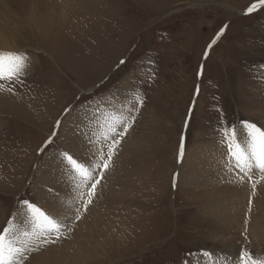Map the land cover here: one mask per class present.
<instances>
[{
  "label": "rangeland",
  "instance_id": "obj_1",
  "mask_svg": "<svg viewBox=\"0 0 264 264\" xmlns=\"http://www.w3.org/2000/svg\"><path fill=\"white\" fill-rule=\"evenodd\" d=\"M255 3L76 0L65 21L49 29H11L9 51H26L31 67L15 94L0 93V226L18 199L39 202L37 173L42 163L67 150L62 130L70 116L96 100L120 95L124 82L144 96L96 198L87 211L81 209V220L95 226L92 234L73 225L66 239L34 253L26 264H205L203 251L235 258L241 247L264 258V210L256 209L254 198L246 241L247 196L221 222L203 210L215 188L182 182L192 150L218 146L221 117L229 124L247 120L264 128V7L245 14ZM122 59L126 63L120 65ZM152 71L156 79L149 81ZM189 107L193 111L185 128ZM54 129V142L38 154ZM181 134L186 154L178 164Z\"/></svg>",
  "mask_w": 264,
  "mask_h": 264
},
{
  "label": "snow or ice",
  "instance_id": "obj_2",
  "mask_svg": "<svg viewBox=\"0 0 264 264\" xmlns=\"http://www.w3.org/2000/svg\"><path fill=\"white\" fill-rule=\"evenodd\" d=\"M264 7V0H258L249 6L245 14ZM227 27V25H225ZM224 28L208 45H212L223 35ZM205 59L208 51H205ZM120 61V65L125 64ZM154 65V61H149ZM31 57L22 50L0 49V93L15 94V86H23L29 74ZM203 65L196 73L197 79L202 76ZM149 81L156 79L155 71L147 75ZM199 94V87L196 95ZM144 106V96L139 88L128 92L121 101L113 94L105 99L96 100L86 108L89 120L87 127L90 134L85 132L90 147V157L87 162L75 157L70 151L57 153L58 164L63 176L71 183L76 195L73 200H62L60 209L51 211L40 202L29 199H18L16 210L0 226V264H26L29 258L50 245L66 239L75 225L82 219L81 209L88 210L97 196V188L105 173L113 166V158L117 154L122 141L134 127L140 110ZM218 111H222L217 109ZM70 111L65 109V112ZM192 107L188 109L185 128L189 124ZM60 121L56 122V129ZM54 129L49 138L38 150L43 153L48 145L54 142L57 130ZM217 145L220 150V164L223 175L221 182H227L236 187L248 185L250 192L247 198V212L244 220L242 235L247 241L248 215L252 211L253 198L258 194V187L264 186V128L255 122L241 120L229 124L221 117L217 128ZM186 154V136L181 134L177 152V163H181ZM176 187V177H173V188ZM51 192V189H48ZM205 264H264V258L257 257L245 247H241L238 256H215L203 251L200 253Z\"/></svg>",
  "mask_w": 264,
  "mask_h": 264
},
{
  "label": "bare ground",
  "instance_id": "obj_3",
  "mask_svg": "<svg viewBox=\"0 0 264 264\" xmlns=\"http://www.w3.org/2000/svg\"><path fill=\"white\" fill-rule=\"evenodd\" d=\"M74 1L76 0H0V49L9 50L12 47L11 29L18 25H27L28 27L43 31L51 27L50 25L53 23L65 21V16L69 11L68 8ZM69 9L71 10V8ZM128 82H124L123 88L125 90L118 95L121 101L125 99L126 92L132 91V87L127 86ZM85 109L73 115L72 118L70 116L67 119V124L63 126L62 134L63 139H65V145H63L67 151L87 162L91 155V146L85 138L84 133L88 132L90 134L91 130L87 127L89 120ZM51 159L53 160L42 163L44 164L43 169L39 170L38 173L36 172L42 184L36 188L35 192L37 197L40 198L39 202L44 207L51 211H56L60 209L62 200L71 201L74 199L76 193L71 183L60 171L57 156ZM219 159V147L213 146V144L202 145L192 150L190 157V161L192 162L189 164V169L182 168V182H185V186L187 187L197 189L215 188V195L203 210L205 215L217 217L222 222L223 220L228 221L232 217L238 205L243 204V201L239 200L245 196L248 197L250 191H248L247 185L236 187L227 182H221L223 173ZM54 160H56L55 163H53ZM186 165L188 166V163ZM48 189L52 191L49 192ZM254 204L256 205V209L264 210V187L258 188V194L254 197ZM74 226H76V229H80L86 233L87 236L92 234L95 227L93 223L91 224L89 221L86 222L84 220L78 221ZM255 233L252 231L253 236ZM254 237H256V234Z\"/></svg>",
  "mask_w": 264,
  "mask_h": 264
},
{
  "label": "water",
  "instance_id": "obj_4",
  "mask_svg": "<svg viewBox=\"0 0 264 264\" xmlns=\"http://www.w3.org/2000/svg\"><path fill=\"white\" fill-rule=\"evenodd\" d=\"M256 10H257V9H256ZM256 10H255V11H256Z\"/></svg>",
  "mask_w": 264,
  "mask_h": 264
}]
</instances>
